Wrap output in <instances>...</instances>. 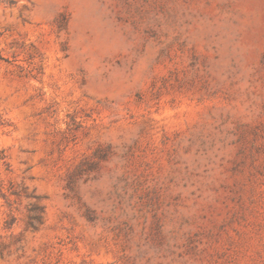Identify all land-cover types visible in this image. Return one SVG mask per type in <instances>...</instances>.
<instances>
[{
  "label": "rangeland",
  "instance_id": "rangeland-1",
  "mask_svg": "<svg viewBox=\"0 0 264 264\" xmlns=\"http://www.w3.org/2000/svg\"><path fill=\"white\" fill-rule=\"evenodd\" d=\"M0 264H264V0H0Z\"/></svg>",
  "mask_w": 264,
  "mask_h": 264
},
{
  "label": "trees",
  "instance_id": "trees-1",
  "mask_svg": "<svg viewBox=\"0 0 264 264\" xmlns=\"http://www.w3.org/2000/svg\"><path fill=\"white\" fill-rule=\"evenodd\" d=\"M32 218L37 219L38 217L34 215Z\"/></svg>",
  "mask_w": 264,
  "mask_h": 264
}]
</instances>
